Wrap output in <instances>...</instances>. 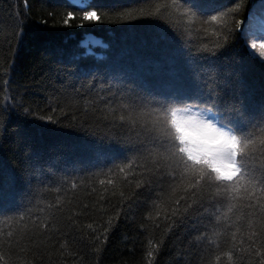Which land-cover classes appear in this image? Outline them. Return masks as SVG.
Here are the masks:
<instances>
[{"label": "trees", "instance_id": "obj_1", "mask_svg": "<svg viewBox=\"0 0 264 264\" xmlns=\"http://www.w3.org/2000/svg\"><path fill=\"white\" fill-rule=\"evenodd\" d=\"M236 2L217 0L220 8ZM243 2L236 16L241 28L213 56L196 51L201 42L210 45V35L187 37L164 20L138 15L141 9L151 11L157 0H0V163L17 178L15 189L0 195V231L13 232V244L0 249V264H149V239L163 240L151 264H210L227 250L224 238L219 248L207 235L195 239L210 234L211 217L192 214L171 231L162 217L148 219L152 201H166L170 195L168 177L151 188H136V168L130 185L107 184L106 170L126 164L133 152L120 142L130 135L127 129L112 126L113 115L121 113L106 114L105 106L117 103L120 93L113 85L131 86L143 75L151 91L166 96L163 82L191 78L195 83L200 66L213 69L229 94L233 87L237 93L258 90L264 58L249 53L241 32L260 0ZM92 8L108 16L81 24L82 12ZM129 9L137 18H115L116 12ZM69 11L74 17L65 25ZM157 64H165L171 73L163 82L146 71ZM4 81L10 103L22 101L29 115L22 108L4 110ZM178 95L191 96L187 103H204L194 89ZM49 116L52 121L41 119ZM121 191L127 197L123 202ZM58 197L60 205L46 207ZM45 217H50L46 223ZM17 237L22 238L17 242ZM219 264H228L227 258Z\"/></svg>", "mask_w": 264, "mask_h": 264}, {"label": "snow or ice", "instance_id": "obj_2", "mask_svg": "<svg viewBox=\"0 0 264 264\" xmlns=\"http://www.w3.org/2000/svg\"><path fill=\"white\" fill-rule=\"evenodd\" d=\"M260 4V15L247 17L248 27L241 32L254 58H264V0H260ZM243 7V0H237L230 8H220L217 0H157L151 11L141 9L138 15L164 20L174 31L187 37L199 33L210 35L213 38L210 45L201 42L196 51L215 56L241 28L242 22L236 16ZM133 11L116 12L115 18L135 19ZM210 12L215 14L209 15ZM106 16L108 13L98 15L92 8L82 12L80 23L98 22ZM73 17V12H67L63 23L67 25ZM249 37L261 39L250 40ZM260 63L264 65V59H260ZM146 71L160 76L162 82L164 77L171 75L165 64H157ZM217 75L213 69L200 66L195 73V83L191 78L163 82L169 92L166 96L151 91L143 75L131 86H111L120 95L116 104L110 102L105 106L106 114L121 113L113 115L112 126L127 129L130 135L120 142L133 155L127 158L126 164L113 165L115 172L109 168L104 174L110 177L107 184L113 188L119 187L121 181L130 185L132 181L128 178L136 168L140 169L134 173L138 177L136 188H151L156 181L168 177L172 181L170 195L166 201H152L155 215L149 212V220L162 217L167 223L166 231H171L192 214L211 217L210 234L201 233L195 239L200 241L207 235L209 243L219 248V241L224 238L229 246L215 255L210 264H219L222 257L227 258L228 264H264V75L258 90L252 87L246 93H237L233 87L230 94L226 91L227 83L218 80ZM7 83L4 81L2 86L4 110L22 108L23 114L29 115L30 108H23L22 101L10 103L12 97L7 92ZM193 89L196 99H203V104L187 103L185 101L192 99L191 96L178 95L181 90ZM41 119L52 121L51 116ZM16 183L17 178L0 163V195L13 191ZM99 183L104 185L105 180ZM71 186L76 187L75 183ZM120 197L122 202L127 198L123 191ZM60 204L58 197L55 205L47 204L46 207L55 208ZM49 218L45 217L44 222ZM108 230L104 229L105 240ZM12 237V231L6 234L0 231V249L5 244L11 246ZM21 238L17 237V242ZM161 244L163 240L159 243L148 240L149 264ZM2 261L4 256L0 251ZM19 264L31 262L19 260Z\"/></svg>", "mask_w": 264, "mask_h": 264}, {"label": "rangeland", "instance_id": "obj_3", "mask_svg": "<svg viewBox=\"0 0 264 264\" xmlns=\"http://www.w3.org/2000/svg\"><path fill=\"white\" fill-rule=\"evenodd\" d=\"M256 14H257V16H259L260 15V12H261V4H259L258 5V9L256 10ZM249 39L251 40V39H261V38H259V37H249ZM257 54L259 55V53L257 52Z\"/></svg>", "mask_w": 264, "mask_h": 264}]
</instances>
